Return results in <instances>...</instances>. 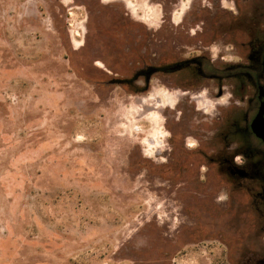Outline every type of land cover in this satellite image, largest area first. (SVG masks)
<instances>
[{
	"label": "rangeland",
	"instance_id": "obj_1",
	"mask_svg": "<svg viewBox=\"0 0 264 264\" xmlns=\"http://www.w3.org/2000/svg\"><path fill=\"white\" fill-rule=\"evenodd\" d=\"M252 36L253 3L0 0V264H235L253 199L208 163L228 94L126 80Z\"/></svg>",
	"mask_w": 264,
	"mask_h": 264
},
{
	"label": "flooded vegetation",
	"instance_id": "obj_2",
	"mask_svg": "<svg viewBox=\"0 0 264 264\" xmlns=\"http://www.w3.org/2000/svg\"><path fill=\"white\" fill-rule=\"evenodd\" d=\"M200 1L253 3V36L244 42V57L226 59L219 54L218 59L210 58L208 52L197 50L199 53L179 60L143 66L126 82L141 77L145 90L153 74L175 75L187 82V91L182 93L196 96L206 88L216 98L228 94L227 106L216 110L207 129L209 139L218 134L223 138L211 145L208 163L215 166L214 173L221 182L226 179L233 189L244 188L253 199L246 249L235 264H264V0ZM186 141L184 137L183 145ZM202 168L199 166L198 172Z\"/></svg>",
	"mask_w": 264,
	"mask_h": 264
}]
</instances>
